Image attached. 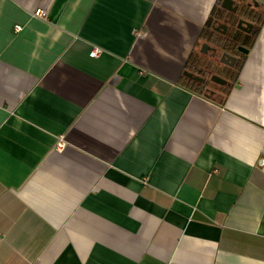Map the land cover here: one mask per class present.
Wrapping results in <instances>:
<instances>
[{"label": "crops", "instance_id": "0c3cea01", "mask_svg": "<svg viewBox=\"0 0 264 264\" xmlns=\"http://www.w3.org/2000/svg\"><path fill=\"white\" fill-rule=\"evenodd\" d=\"M217 2L0 0V264H264V20L183 73Z\"/></svg>", "mask_w": 264, "mask_h": 264}, {"label": "trees", "instance_id": "16d2710c", "mask_svg": "<svg viewBox=\"0 0 264 264\" xmlns=\"http://www.w3.org/2000/svg\"><path fill=\"white\" fill-rule=\"evenodd\" d=\"M222 1L223 0H218L217 4L214 6L202 34L203 38H205L206 41L208 40L210 41V43L219 47L218 55H221L225 51L229 52L236 50V48L240 46V44L250 47V45L252 44V42H254V39L260 30L261 23L264 20V11L259 12L257 8H253L252 6H249L246 0L242 1L239 10L236 13L224 9L221 6ZM240 18H246L254 23L253 31L251 33L248 34L237 27ZM214 23L227 24L228 25L227 32L225 34L217 32L213 28ZM205 57H206L205 59H201L200 57H197V54L193 53L189 57V60L187 62V69L188 66L191 67L188 69V71L193 72L195 75H199L203 72L204 69L207 68L212 69L211 66L213 65L214 59L208 56ZM193 65H195L196 67H194L195 69L192 70ZM240 66L241 63L236 67L234 76L236 75L238 70H240L239 69ZM194 82L201 87L200 90H202V92H204L205 95L209 96L207 93V86L210 85H207L204 82L200 83L199 81L196 80H194ZM227 93L228 90H225V94Z\"/></svg>", "mask_w": 264, "mask_h": 264}, {"label": "flooded vegetation", "instance_id": "af4514ba", "mask_svg": "<svg viewBox=\"0 0 264 264\" xmlns=\"http://www.w3.org/2000/svg\"><path fill=\"white\" fill-rule=\"evenodd\" d=\"M239 1V3H240V5H239V8H240V6H241V3H242V1L243 0H238ZM252 3V7L253 8H257L258 10H259V12H262V7H263V5H264V3H262V2H260V4L258 5V6H253L254 5V3H253V1L251 2ZM246 19V18H245ZM248 20V19H247ZM215 24V23H214ZM214 24H213V28H214ZM254 24V23H253ZM215 29V28H214ZM216 30V29H215ZM228 30V29H227ZM217 31V30H216ZM252 31H253V29H252ZM251 31V32H252ZM217 32H219V31H217ZM245 32V31H244ZM250 32V33H251ZM219 33H221V32H219ZM247 33V32H246ZM223 34V33H222ZM249 34V33H248ZM206 43H208L211 47L210 48H208V49H206L207 50V56H209L210 58H213L214 59V61H216L215 63V65H212L211 66V68L212 69H204L203 70V72L201 73V74H199V76H201L203 79L201 80V82L203 83H205V84H207V85H210V86H219L220 84H218V83H216L215 81H213V80H211V77H212V75H219V76H221L222 78H224L225 80H227V83H230V81H231V78L234 76V74H235V69H236V67L241 63V61H242V59H243V55L245 54V52H243L242 50H240L239 49V47L240 46H243V47H245V48H248L246 45H241L240 44V46H238L237 48H236V50H233V51H229L228 53L229 54H231V55H233V56H235L236 57V61H235V63H234V65L233 66H231L230 64H231V60L229 61V64H226V63H223V62H221V56H222V54L224 53H222L221 55H218V53H219V47L218 46H216V45H214V44H212V43H210V41H206ZM225 52H227V51H225ZM217 65H218V67H220V69H216L217 68ZM200 82V81H199ZM200 82V83H201ZM225 85H227V84H225ZM210 86H207V90L208 91H210V92H213V88L212 87H210Z\"/></svg>", "mask_w": 264, "mask_h": 264}, {"label": "water", "instance_id": "95a60500", "mask_svg": "<svg viewBox=\"0 0 264 264\" xmlns=\"http://www.w3.org/2000/svg\"><path fill=\"white\" fill-rule=\"evenodd\" d=\"M253 3H254V6H258L260 4V2L258 0H252ZM239 1L237 0H223L222 3H221V6L230 11V12H234L236 13L238 10H239ZM248 5L249 6H252V3L251 2H248ZM237 27L247 33H250L254 27V24L253 22L245 19V18H240L239 21H238V24H237ZM214 28L225 34L227 32V28H228V25L225 24V23H217V24H214ZM211 46L208 44V43H202V47H201V52H204V53H207V50L208 48H210ZM240 50H242L243 52L247 53L248 52V48H245L243 46H240L239 47ZM221 62L223 63H226V64H229V61L231 60V66L234 65L235 61H236V57L229 54L228 52H224L221 56ZM185 76L189 77V78H192L194 80H198L201 82V80L203 79L201 76L199 75H195L193 72H190V71H186L183 72ZM211 80L215 81L216 83L218 84H228L227 83V80H225L224 78H222L221 76L219 75H212L211 77Z\"/></svg>", "mask_w": 264, "mask_h": 264}, {"label": "built area", "instance_id": "2783aa9c", "mask_svg": "<svg viewBox=\"0 0 264 264\" xmlns=\"http://www.w3.org/2000/svg\"><path fill=\"white\" fill-rule=\"evenodd\" d=\"M36 16L40 17V18H47L48 17V10L44 7H39L35 10L34 13ZM17 31L22 29V26L18 25L16 26ZM101 53V49L98 47H93V49L90 52L91 56H98ZM64 145V142L61 140L58 143L59 147H62Z\"/></svg>", "mask_w": 264, "mask_h": 264}]
</instances>
